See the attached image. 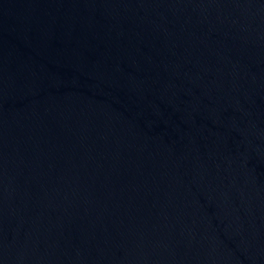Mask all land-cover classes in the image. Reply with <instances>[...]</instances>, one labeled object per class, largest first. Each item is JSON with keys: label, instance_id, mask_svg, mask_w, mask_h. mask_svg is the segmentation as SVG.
Wrapping results in <instances>:
<instances>
[{"label": "water", "instance_id": "obj_1", "mask_svg": "<svg viewBox=\"0 0 264 264\" xmlns=\"http://www.w3.org/2000/svg\"><path fill=\"white\" fill-rule=\"evenodd\" d=\"M0 264H264V0H0Z\"/></svg>", "mask_w": 264, "mask_h": 264}]
</instances>
